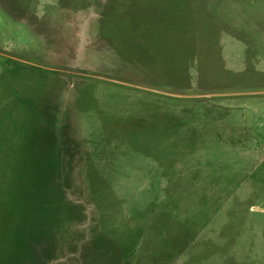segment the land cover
Wrapping results in <instances>:
<instances>
[{
    "label": "rangeland",
    "instance_id": "obj_1",
    "mask_svg": "<svg viewBox=\"0 0 264 264\" xmlns=\"http://www.w3.org/2000/svg\"><path fill=\"white\" fill-rule=\"evenodd\" d=\"M0 264H264V0H0Z\"/></svg>",
    "mask_w": 264,
    "mask_h": 264
}]
</instances>
